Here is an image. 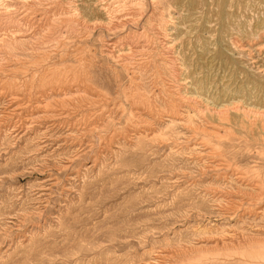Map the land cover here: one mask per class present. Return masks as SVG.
I'll return each mask as SVG.
<instances>
[{"label":"rangeland","instance_id":"374dc122","mask_svg":"<svg viewBox=\"0 0 264 264\" xmlns=\"http://www.w3.org/2000/svg\"><path fill=\"white\" fill-rule=\"evenodd\" d=\"M262 239L264 0H0V264Z\"/></svg>","mask_w":264,"mask_h":264},{"label":"bare ground","instance_id":"6f19581e","mask_svg":"<svg viewBox=\"0 0 264 264\" xmlns=\"http://www.w3.org/2000/svg\"><path fill=\"white\" fill-rule=\"evenodd\" d=\"M138 0H129V2L130 3H132V2H137ZM153 1V0H152ZM125 3H128V2H125ZM155 3V2H154ZM225 3V2H224ZM157 4V3H156ZM223 4V3H222ZM149 9V8H148ZM150 9H151V7H150ZM149 9V10H150ZM155 9V8H154ZM160 13V12H159ZM223 15V14H222ZM222 15L220 16V17H222ZM134 16V15H133ZM225 16V15H224ZM160 17V16H159ZM164 20V19H163ZM162 20V21H163ZM11 22V21H10ZM163 23V22H162ZM115 24V23H114ZM6 34H7V32H6ZM11 34V33H10ZM19 34V33H18ZM12 35V34H11ZM163 35V34H162ZM165 35V34H164ZM8 36V35H7ZM6 36V37H7ZM167 36V35H166ZM6 37H5V39H6ZM160 37H162V36H160ZM168 37V36H167ZM13 38V37H12ZM167 39V38H166ZM159 40V39H158ZM168 40V39H167ZM3 41V40H2ZM161 43H162V41H161ZM166 43V42H165ZM160 44V43H159ZM164 44V43H163ZM165 45V44H164ZM162 46V45H161ZM160 46V47H161ZM158 47V46H157ZM162 49V48H161ZM159 54H160V52H159ZM174 58V57H173ZM125 59V58H124ZM167 60V59H166ZM171 60V59H170ZM172 61V60H171ZM122 64V63H121ZM122 66V65H121ZM69 89V88H68ZM48 96V95H47ZM195 103V102H194ZM185 109V108H184ZM176 110V109H175ZM256 209V208H255ZM258 234V233H257ZM260 234V233H259ZM261 235V234H260ZM251 236V235H250ZM238 239V238H237ZM223 240V239H222ZM262 241H264V239H262ZM220 243H224V242H222V241H219ZM235 243H238V241H236ZM244 243H246L245 244V253L246 254H248V260H247V262H245V263H247V264H252V263H254V264H264V245H258L257 243L256 244H252V241L250 242V241H248V242H244ZM254 243V242H253ZM242 245V244H241ZM244 247V246H243ZM222 250H229V251H231V252H236L235 250H236V248H234V247H227V246H224L223 244H222ZM211 256V255H210ZM211 258V257H210ZM212 259H214V260H219V261H221L222 262V260L220 259V258H218V257H214V258H212ZM223 259H225V258H223ZM168 260V259H167ZM200 260H202V259H200ZM196 261V260H195ZM198 261V260H197ZM195 263V262H194ZM196 264V263H195ZM197 264H200V263H197Z\"/></svg>","mask_w":264,"mask_h":264}]
</instances>
